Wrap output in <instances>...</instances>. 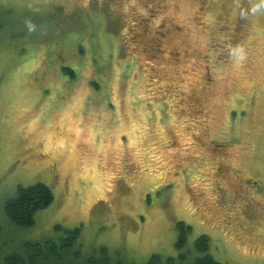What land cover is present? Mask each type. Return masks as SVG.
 Masks as SVG:
<instances>
[{
    "label": "rangeland",
    "instance_id": "1",
    "mask_svg": "<svg viewBox=\"0 0 264 264\" xmlns=\"http://www.w3.org/2000/svg\"><path fill=\"white\" fill-rule=\"evenodd\" d=\"M1 5V256L60 224L125 264L190 262L202 234L224 264H264V0ZM35 182L54 201L16 227L3 204Z\"/></svg>",
    "mask_w": 264,
    "mask_h": 264
},
{
    "label": "trees",
    "instance_id": "2",
    "mask_svg": "<svg viewBox=\"0 0 264 264\" xmlns=\"http://www.w3.org/2000/svg\"><path fill=\"white\" fill-rule=\"evenodd\" d=\"M11 9L12 7L1 5L2 17H10ZM3 22L4 19L0 22V29L4 27ZM62 71L70 77L76 76V69L71 66L62 65ZM93 82L98 88V83ZM53 201L54 192L50 185L44 182L19 185L15 194L4 202L3 211L9 223L19 228H27L34 225L37 212L48 207ZM191 229V225L185 221L178 222L179 249L186 246L187 235ZM55 230L59 232L57 236L41 241H28L23 244L21 251H12L4 256L0 254V264H125L124 261L113 256L107 246H100L92 253L85 254L79 242L81 227L65 228L58 224ZM195 246L196 254L190 262L192 254L189 250H181L177 257L153 254L145 264H224L211 254L208 235H200L196 239Z\"/></svg>",
    "mask_w": 264,
    "mask_h": 264
}]
</instances>
